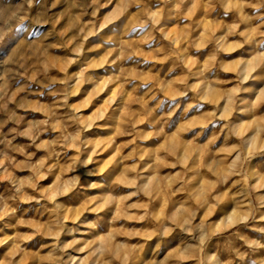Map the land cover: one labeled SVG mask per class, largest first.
<instances>
[{
    "label": "rangeland",
    "instance_id": "1",
    "mask_svg": "<svg viewBox=\"0 0 264 264\" xmlns=\"http://www.w3.org/2000/svg\"><path fill=\"white\" fill-rule=\"evenodd\" d=\"M0 264H264V0H0Z\"/></svg>",
    "mask_w": 264,
    "mask_h": 264
},
{
    "label": "bare ground",
    "instance_id": "2",
    "mask_svg": "<svg viewBox=\"0 0 264 264\" xmlns=\"http://www.w3.org/2000/svg\"><path fill=\"white\" fill-rule=\"evenodd\" d=\"M226 213L225 212H222L219 217H220V224L216 226V229H229V228H232L234 227L236 224H242V223H245L246 220H247V216H242L240 218H236L235 217V211L236 209H231L229 210L226 209Z\"/></svg>",
    "mask_w": 264,
    "mask_h": 264
}]
</instances>
